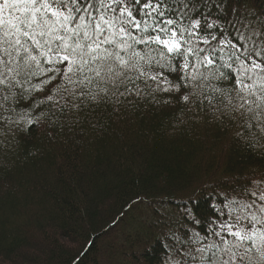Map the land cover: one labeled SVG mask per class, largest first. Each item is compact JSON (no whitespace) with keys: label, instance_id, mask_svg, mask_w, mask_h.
<instances>
[{"label":"trees","instance_id":"trees-1","mask_svg":"<svg viewBox=\"0 0 264 264\" xmlns=\"http://www.w3.org/2000/svg\"><path fill=\"white\" fill-rule=\"evenodd\" d=\"M254 63L264 66V0L6 5L0 264H215L222 241L236 251L219 264H264V105L226 106ZM231 220L263 241L238 245Z\"/></svg>","mask_w":264,"mask_h":264},{"label":"rangeland","instance_id":"rangeland-1","mask_svg":"<svg viewBox=\"0 0 264 264\" xmlns=\"http://www.w3.org/2000/svg\"><path fill=\"white\" fill-rule=\"evenodd\" d=\"M9 1H14L16 6H23V7H25L30 1H33V0H0V10ZM42 6H43V9L45 11H48L49 13L52 12L51 14L54 15L52 17L53 19L50 22H48L49 25H50V28L52 29V28L55 27L57 29H63L64 28V25L62 26V23L63 22L60 19V16L61 15L58 16L57 13H55L54 9L51 10V9H49L44 4ZM257 6H260V5L258 4ZM218 9L221 10L220 7ZM42 25H43L44 30H47L49 28L48 25H47V23H44ZM128 26L129 27H132L133 26L134 28H138V25H136L135 22H131L130 24H128L127 26H124V27H126L128 29ZM137 30H139V29H137ZM101 31L102 30H100V33H101ZM128 31H129V29H128ZM116 32H118L119 34L120 33L121 34H124L125 33V30L124 29H119ZM46 33H47V36H46V40H47L48 35H50V33H48V32H46ZM100 33H99V30L98 29H95V33H93V34L92 33L89 34V33L83 32V34L86 37H88L89 40H94L97 37H100L101 36ZM135 38H137V36H135ZM178 38L179 37H177L175 35H172L171 38H169L167 41H165L166 46L168 48L175 47L177 45V43H178ZM68 39H69V37H68ZM105 39H107V37H105ZM130 39H132V37H130ZM244 40L246 42L248 41L246 37L244 38ZM107 41H109V40H107ZM133 41L137 45L140 44V41H138V40H133ZM101 43H103V42H100L99 41L98 45H101ZM257 45H260V43L257 44ZM62 46L63 47H67V49L70 48V46L68 45V42H65L64 45H62ZM117 48L120 49V47H117ZM82 49L83 48H80V50H82ZM131 53H130V55H132ZM111 58L113 59V56ZM57 59H60V56L59 55H58V57L57 56H52L51 57V60H53V61H55ZM248 69L249 70L250 69H252V70H258V71H260V73L259 74H256L254 72H251L249 70H246L245 68L243 69L244 71L242 69H240L239 76L241 78H244L245 79L244 81H241L240 82V84L242 85L243 88L241 89V86L239 84V86H240L239 87V90L237 89V94L239 96H241V98H239V102L238 103H235L233 101V99H228L226 101V106L230 110H233V112L239 111L238 110V107L239 108L240 107H243L244 109H247V107H248L250 109L252 106H254L255 104H259L260 102H261V104L264 105V66L261 68L256 63H254L251 66H249ZM248 71H249V73H248ZM243 82H244V84H243ZM258 93H261V95L259 97L257 95ZM232 101L234 103H232ZM249 112L252 113L253 110H249ZM255 112H262V114L264 115V106L263 107H260V109H259L258 106H256ZM231 115H234V114L231 113ZM249 115L250 114L248 113V116ZM263 189H264V187H263ZM233 221L234 220H231L229 223L226 224L227 227H225V230L227 232L229 231L228 234L230 235V237L235 238V241L238 242V245L243 244L245 241H250L251 243L253 242V245H256V243H261L263 241V239L261 237H258L257 233H255V230L253 232H251V227H248L246 224H243V223H240V222H234L233 223ZM218 239H219V237L217 239H215V240H218ZM40 241H42V238H41ZM213 242H214V240H213ZM213 242H211L210 245H213L215 243V242L214 243ZM37 243H38V238H36V241L32 242V244H30V245H36ZM222 244H223V248L222 249L219 248L221 252H219V250H218V253L215 254V256H214V257H216V259L214 260L216 262L215 264H219L221 258L223 259V263H228L227 261L229 260L230 256H227V254L230 252V249H232L233 251H236L233 248H230L228 251H226V249H224V248L227 247V244L224 243V241H222ZM37 245H40V244H37ZM74 246H75V248L74 249L72 248L71 250H77V249H79V244H75ZM260 246H261V244H260ZM216 247L217 246H215V248ZM197 248H200V246L197 247ZM202 248H204V245H202ZM35 254L37 255V252L31 250L30 246H26L23 249H21V251H20V255H22V256L26 255L27 258L29 259V261H31L30 259L32 258V255H35ZM208 257H210V256H208ZM169 264H186V263H180V262H177L175 260H171L169 262ZM187 264H207V263L203 259H200L198 257L197 258L193 257L192 258V262H189Z\"/></svg>","mask_w":264,"mask_h":264}]
</instances>
